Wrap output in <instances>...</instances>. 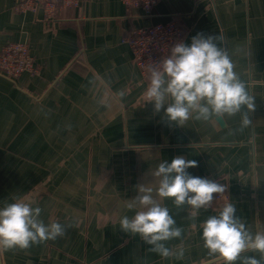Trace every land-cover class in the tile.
Segmentation results:
<instances>
[{
    "label": "crops",
    "instance_id": "1",
    "mask_svg": "<svg viewBox=\"0 0 264 264\" xmlns=\"http://www.w3.org/2000/svg\"><path fill=\"white\" fill-rule=\"evenodd\" d=\"M14 6L0 0V49L27 43L37 72L15 81L0 75V207L32 201L45 224L72 227L56 241L0 251V264H222L204 248L201 226L225 202L253 233L264 232V0H162L151 15L123 0H80L53 21ZM169 21L184 28L179 42L187 45L198 33L221 38L255 97L248 127L242 113L178 126L145 102L150 72L138 69L123 38ZM178 156L196 160L187 171L225 192L207 209L161 201L183 229L166 245L184 248L182 258H162L119 221L138 210L127 208L138 186L155 190L152 172Z\"/></svg>",
    "mask_w": 264,
    "mask_h": 264
},
{
    "label": "clouds",
    "instance_id": "2",
    "mask_svg": "<svg viewBox=\"0 0 264 264\" xmlns=\"http://www.w3.org/2000/svg\"><path fill=\"white\" fill-rule=\"evenodd\" d=\"M220 40L219 36L198 33L190 45L176 43L169 56L158 64H149L150 82L143 94L145 102L153 103L156 113L164 109L167 120L178 126H184L189 119L208 121L214 117L217 120L242 113L241 128L248 127L249 113L256 108L255 97L234 71V63L220 46ZM125 95L123 90L116 93L120 100ZM109 106L107 100L102 104V107ZM197 166L196 160L179 156L170 163L160 162L152 172L157 187L154 190L148 185L138 186V195L127 204L129 210H138L131 218L125 215L120 219L121 229L139 235L151 245L150 251L162 258L173 255L182 258L184 248L173 252L166 242L180 238L183 229L176 226L161 201L168 198L177 208L186 204L195 210L207 209L214 194L225 192L224 185L187 171ZM41 213V207L19 198L0 207V251L24 250L56 241L65 236V226L72 227L60 222L45 224ZM201 227L204 248L222 264H237V261L264 264V232L253 233L236 216L233 203L225 202L219 213L209 216ZM246 252L259 253V258L242 256Z\"/></svg>",
    "mask_w": 264,
    "mask_h": 264
},
{
    "label": "built area",
    "instance_id": "3",
    "mask_svg": "<svg viewBox=\"0 0 264 264\" xmlns=\"http://www.w3.org/2000/svg\"><path fill=\"white\" fill-rule=\"evenodd\" d=\"M162 0H123L126 9L140 8L151 15ZM80 0H15L14 10L26 13L42 10L47 20H55L57 13L66 7L78 6ZM185 30L176 21L134 28L123 38L130 45L134 63L147 74L149 64H158L171 54V48L184 36ZM37 72L29 45L24 42L9 43L0 49V75L15 81L23 73Z\"/></svg>",
    "mask_w": 264,
    "mask_h": 264
}]
</instances>
